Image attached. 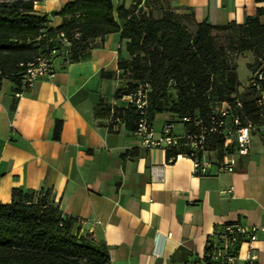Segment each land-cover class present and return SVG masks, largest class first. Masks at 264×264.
Here are the masks:
<instances>
[{
	"label": "crops",
	"instance_id": "obj_1",
	"mask_svg": "<svg viewBox=\"0 0 264 264\" xmlns=\"http://www.w3.org/2000/svg\"><path fill=\"white\" fill-rule=\"evenodd\" d=\"M70 1L42 0L34 10L56 27L66 18L53 13ZM118 4L153 18L176 16L192 30L203 21L242 25L264 9V0H115ZM259 20L264 23V13ZM125 42L119 32L95 37L83 58L56 57L52 75L36 78L20 92L9 79H0V203L11 201L13 188L46 192L71 220L73 235L107 246L111 264H201L214 228L264 222V126L252 135L247 153L214 158L205 175L194 173L186 156L170 159L169 149L140 146L122 122L109 130L108 119L95 118L94 109L100 101L118 105L123 100L114 94L125 86L118 68L120 57L127 58ZM239 58L248 69L243 84ZM255 59L250 50L235 59L232 97H253L242 92L249 91ZM171 116L155 114L156 134ZM56 121H61L57 139ZM223 161L234 166L219 171ZM255 247V264H264L263 233Z\"/></svg>",
	"mask_w": 264,
	"mask_h": 264
},
{
	"label": "trees",
	"instance_id": "obj_2",
	"mask_svg": "<svg viewBox=\"0 0 264 264\" xmlns=\"http://www.w3.org/2000/svg\"><path fill=\"white\" fill-rule=\"evenodd\" d=\"M39 1L42 0H0V79H9L20 92L23 69L40 50L50 47L48 37L57 32H64L72 41L70 62L85 56L91 39L119 32L120 38L126 40L127 58L120 57L118 68L129 71L130 80L116 90L114 98L136 92L141 83L147 84L150 91L142 113L131 104L100 101L94 117H110L106 124L109 130L116 118L131 132L141 118L152 126L155 114L164 111L176 119L197 116L206 122L217 104L232 102L237 76L226 49L215 42L214 32L218 30L235 27L242 33L233 49L254 53L252 69L261 64L259 58L264 54V23L259 20L263 8L247 16L242 25L203 21L192 30L173 15L153 18L122 4L115 6L113 0H72L53 13L66 19L50 27L47 15L34 10ZM77 13L79 16H75ZM168 87L174 89L175 99L168 109H163L155 97ZM249 92L253 97L240 99L242 111L256 121V93L250 87ZM212 98L217 101L215 105ZM60 129L61 121H56L55 139ZM208 148L215 151L216 161L234 151L232 146L224 147L223 139L215 135L209 138ZM183 152V148H169L166 154L175 157ZM70 226L71 220L62 217L58 207L48 201L46 192L36 194L13 188L11 201L0 203V264H106L107 246L73 235Z\"/></svg>",
	"mask_w": 264,
	"mask_h": 264
},
{
	"label": "built area",
	"instance_id": "obj_3",
	"mask_svg": "<svg viewBox=\"0 0 264 264\" xmlns=\"http://www.w3.org/2000/svg\"><path fill=\"white\" fill-rule=\"evenodd\" d=\"M36 3V2H35ZM79 16V14H75ZM78 33L74 34L76 38ZM41 35L36 38L38 40ZM71 39L62 31L48 37L50 47L40 50L36 57L23 69L20 77L21 89H27L34 80L40 76H50L53 73V61L60 57L64 62H70ZM260 65L252 69L248 79V86L256 93L257 120L250 119L242 111L241 100L234 96L232 102L222 101L217 104L206 122L194 116H183L176 119L174 116L163 121L156 134L152 126L141 118L132 131L138 138L139 145L145 148L160 147L183 148L184 152L177 154L175 159L186 156L193 162L194 173L205 175L213 165L215 151L208 148L211 136H220L223 146H232L234 151L226 154L247 153L252 135L264 126V54L259 58ZM146 95L143 89L123 95L126 104H131L142 113L146 105ZM116 124L120 122L116 118ZM176 123L181 126L180 131L175 130ZM113 124V128L116 126ZM233 161L224 162L219 166L221 170H231ZM230 191V189L228 190ZM264 234V222L253 224L248 222H227L214 228L206 240L205 249L200 256L201 264H255L257 252L255 241L258 234ZM106 264H111L110 260ZM187 264H193L189 262Z\"/></svg>",
	"mask_w": 264,
	"mask_h": 264
},
{
	"label": "rangeland",
	"instance_id": "obj_4",
	"mask_svg": "<svg viewBox=\"0 0 264 264\" xmlns=\"http://www.w3.org/2000/svg\"><path fill=\"white\" fill-rule=\"evenodd\" d=\"M2 1H8V0H2ZM113 2H115V0H113ZM241 32L235 28V27H229L227 29L224 30H218L216 32H214V39L215 42L217 43V45L222 46L226 49V56L229 59L230 62V66L234 67L235 65V59L238 58L240 55H243L247 50L245 51H241V52H236V50H234L233 48L236 47L237 44V39L241 36ZM237 74H238V78L240 80V82L243 84L246 82V76L248 74V69L246 66V60L244 58H239L237 61ZM122 79H123V83L124 85L130 80V73L129 71H124L122 72ZM141 82V81H140ZM139 88H144V92L146 97L148 91H150V88L148 87L147 84L141 83ZM248 94L249 91L248 89L245 90L244 92H242V94ZM123 97V96H122ZM120 97V98H122ZM175 99V91L172 87H168L165 92L160 96L157 95L155 97V101L158 102L159 107L163 108V109H168V107L171 105V103L173 102V100ZM211 103L213 105H215L217 103V101L214 100V98H212ZM125 104V100H122L119 102L118 105H122ZM107 123H109L110 121V117L107 118ZM178 129V126L175 127V130Z\"/></svg>",
	"mask_w": 264,
	"mask_h": 264
}]
</instances>
